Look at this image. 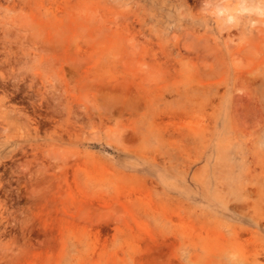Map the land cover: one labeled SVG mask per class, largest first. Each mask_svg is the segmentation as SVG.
<instances>
[{
	"label": "rangeland",
	"instance_id": "1",
	"mask_svg": "<svg viewBox=\"0 0 264 264\" xmlns=\"http://www.w3.org/2000/svg\"><path fill=\"white\" fill-rule=\"evenodd\" d=\"M237 2L0 0V264H264V12Z\"/></svg>",
	"mask_w": 264,
	"mask_h": 264
},
{
	"label": "bare ground",
	"instance_id": "2",
	"mask_svg": "<svg viewBox=\"0 0 264 264\" xmlns=\"http://www.w3.org/2000/svg\"><path fill=\"white\" fill-rule=\"evenodd\" d=\"M241 8H242V10L243 9L254 10V11L258 12L259 14H261L262 12H264V0H238L237 8H235V11L241 10ZM232 17L234 18V17H236V15L234 13H230L229 15L226 16V20L229 21V20H231ZM22 22H23V20H22ZM193 43L195 45H202V49L206 48L205 47L206 45L203 46V44L200 40H197L196 42H193ZM207 51H208V49H207ZM101 101L103 102V104H106V105L110 104L111 105V103H114V102H125L127 100L124 99V97H121V95H118V94H115L112 92H105L101 96ZM113 136L117 137V138L119 137L115 133L113 134Z\"/></svg>",
	"mask_w": 264,
	"mask_h": 264
}]
</instances>
